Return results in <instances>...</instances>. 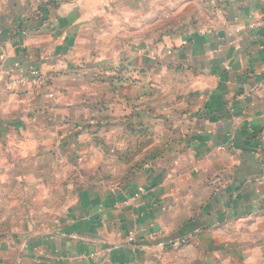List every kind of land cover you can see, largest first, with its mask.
<instances>
[{
  "label": "crops",
  "instance_id": "0c3cea01",
  "mask_svg": "<svg viewBox=\"0 0 264 264\" xmlns=\"http://www.w3.org/2000/svg\"><path fill=\"white\" fill-rule=\"evenodd\" d=\"M168 13L189 15L176 46L94 48ZM91 86L107 115L70 99ZM88 138H108L130 176L81 184L45 216L26 190L62 184ZM0 211L17 237L0 264H244L246 230L264 252V0H0Z\"/></svg>",
  "mask_w": 264,
  "mask_h": 264
},
{
  "label": "rangeland",
  "instance_id": "374dc122",
  "mask_svg": "<svg viewBox=\"0 0 264 264\" xmlns=\"http://www.w3.org/2000/svg\"><path fill=\"white\" fill-rule=\"evenodd\" d=\"M188 13H185L183 17L177 18L176 16L172 13H168L165 16H154L152 18H149V20H142L144 18H140V16L134 20V25L131 29L132 33V38L130 39V42L128 41L129 39H105V41L100 43H95L94 48H97V46H102V50L104 53V56L110 55V54H115L118 52V54H122L123 52H127L129 54H136L141 51H144L145 47H148L149 50H154L158 48L159 46H163L165 42H169L172 46L178 45V43L181 41V39H172V38H178L181 36H184L188 34L189 31V26H188ZM161 19V20H160ZM127 36H128V31H127ZM162 37H168L171 39H160ZM99 40V39H98ZM145 41H148V43H145ZM99 50H94V52H97ZM121 52V53H120ZM96 56V54H95ZM82 66L85 65L84 63L81 64ZM106 78V81H104L105 85L108 84V75L104 76ZM133 77H139L137 74H133ZM85 80L86 82H90L91 85L93 86L98 80V76L95 74H85ZM71 81H76L78 80V75H71L70 76ZM184 79H188V77H183ZM149 80L154 81V75H151L149 77ZM171 81V77L169 76V79L166 80V82ZM46 79L45 78H34L32 79L31 83L36 84L37 86L41 84H46ZM44 86V85H43ZM92 86L86 90L84 93H73L70 97V99L75 100L77 98H81L86 100V105H88V108H84L83 115L89 114L90 116L95 112L96 105L99 107L100 105L102 106L101 112H104V115L108 114V100L107 97L109 96V92H106L105 97L102 98L101 102L96 103L92 102L94 100V96H101L104 94L98 91H95ZM166 87V86H165ZM123 95V93H120ZM55 99L57 98V93L56 92H50L49 93V98ZM160 101V100H159ZM165 101V100H164ZM162 102V100L160 101ZM79 110V109H78ZM80 111V110H79ZM107 120V119H106ZM71 129V128H70ZM103 135L108 134L107 129H102L101 130ZM90 132V131H89ZM92 134V133H91ZM89 139V138H88ZM79 140V141H73V143L80 144L82 143L84 146L82 150L86 148V152L80 156H75L73 155L72 158H69V163H68V170L66 171L65 174H62V179H59L63 181L62 184H57V182H53V184H48L45 188H33V189H27V191L31 192L33 197H36L37 201H40L41 203L36 205V209L38 211L42 210L45 211L44 215H48L49 212H47V209L50 210L52 209L54 213H59L60 208L62 207V204H64L65 200H68L70 205L73 200H75L77 196V192L79 191V185H88L91 183H94L96 181L100 182H114V183H123L127 177L130 176V170H126L125 166L121 165H115V163L118 162H123L125 160L124 156H121L120 154L118 155V151L115 148H109L107 146V142L111 143V141L107 138L104 140H97V141H92V140ZM127 143L129 141H126ZM73 143H70V146L68 147V150L70 153H74V151L77 147ZM90 144V145H89ZM101 147V148H96ZM81 146V147H82ZM80 147V148H81ZM92 147L90 150L89 148ZM95 147V148H94ZM89 150V151H88ZM46 176L50 177V181H53L56 179L55 176H53V172L45 173ZM53 176V178H52ZM61 177V176H59ZM16 188L11 189V193H15L16 198L18 199V194H17ZM22 192V198H23V193ZM12 195V194H11ZM52 202L51 204H44V201ZM18 201V200H17ZM46 201V202H47ZM12 202V201H11ZM25 208H27V211L29 209H32L34 205L27 204L24 205ZM63 208V207H62ZM1 213V211H0ZM9 230V229H8ZM233 240L236 241L237 237L233 235L232 237ZM244 241V264H264V252H258L256 251V247L259 246V243L261 242V237L259 234L255 233L252 230H246L244 236L242 237ZM4 241H8L9 243H14L17 241V237L12 234V231H8L7 234H2V230L0 229V260L4 258L3 252L5 249L4 247ZM4 259H9V261H14V255L9 254L6 258ZM12 264V263H11Z\"/></svg>",
  "mask_w": 264,
  "mask_h": 264
},
{
  "label": "built area",
  "instance_id": "2783aa9c",
  "mask_svg": "<svg viewBox=\"0 0 264 264\" xmlns=\"http://www.w3.org/2000/svg\"><path fill=\"white\" fill-rule=\"evenodd\" d=\"M38 73H39L38 71H33V72H32V74L34 75L33 77H34V78H38V77H40V76L38 75ZM135 200H136V197H134V196H129V197L126 198V200L124 201V203L127 204V205H130V204H133Z\"/></svg>",
  "mask_w": 264,
  "mask_h": 264
}]
</instances>
